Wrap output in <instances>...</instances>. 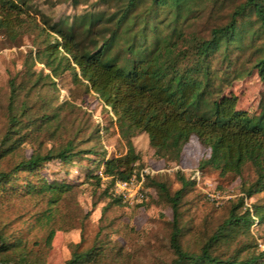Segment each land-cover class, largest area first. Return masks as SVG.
<instances>
[{"label": "trees", "instance_id": "16d2710c", "mask_svg": "<svg viewBox=\"0 0 264 264\" xmlns=\"http://www.w3.org/2000/svg\"><path fill=\"white\" fill-rule=\"evenodd\" d=\"M218 1L98 0L104 10L85 12L70 23H52L44 16L36 19L29 10L31 0H0V45L17 46L25 35L37 31L33 41L35 53L29 55L48 73L39 72L34 86L69 71L74 83L96 93L110 108L126 152L119 157L101 155L90 163L102 166L99 174L88 172L97 185L103 178L113 184L132 177L139 156L131 139L138 133L146 134L157 157L172 162L179 160L182 147L194 136L209 149V157L199 163L200 168L208 166L220 175L240 179L241 196L232 202L227 218L196 253L181 244L178 211L183 191L190 183L180 177L181 188L170 193L165 183L147 178L172 213L169 246L173 257L168 264H260L264 259V252L247 254L243 259L237 254L220 259L211 253L212 244L221 238L232 239L255 222L264 224V104L256 117L237 110L236 96L214 92L210 71V58L222 47L243 39L246 26L239 21L252 14L258 25L255 34L262 38L257 48L260 56L252 69L264 80V0H244L238 4L227 23L212 28L208 38L182 31L181 25L201 11V6L209 2L214 7ZM30 61L34 63L33 59ZM9 87L8 128L0 139V264H35L30 258L31 240L23 229L33 231L45 219L41 225L44 238H34L32 244L49 246L55 234L51 211L74 187L64 180L47 181L39 174L41 168L56 161L61 166L79 169L82 156L96 152L75 150L68 141L56 151L20 155L8 168H1V163L21 148L22 138L17 135L22 119L33 117L28 106L22 105L18 111L14 106L17 88L13 81ZM57 118V108L39 117L47 124ZM74 160L76 164H72ZM246 168L252 177L243 176ZM260 194L262 204L258 200L245 203ZM26 197L40 200L48 208L36 212L30 222L19 215H1L16 200ZM21 221L24 226L15 228ZM95 249L79 251L74 246L64 264H90L101 254Z\"/></svg>", "mask_w": 264, "mask_h": 264}, {"label": "rangeland", "instance_id": "374dc122", "mask_svg": "<svg viewBox=\"0 0 264 264\" xmlns=\"http://www.w3.org/2000/svg\"><path fill=\"white\" fill-rule=\"evenodd\" d=\"M243 1L219 0L214 7L208 2L205 7L201 6V11L192 14L190 21L181 25L182 31L208 38L210 30L226 24L232 10ZM97 2L80 0L76 5L72 0H31L29 10L37 20L44 16L52 23H70L85 12L104 10ZM239 22L246 26L243 39L222 47L210 58L213 90L221 95L236 96L237 110L256 117L264 104V80L252 67L260 56L257 48L262 38L255 34L258 25L252 14ZM36 33L34 30L25 35L17 46L0 45V139L8 128L11 81L17 88L14 106L18 111L22 105L28 106L33 116L22 119L17 135L22 138L21 148L16 155L4 160L1 168H8L20 155L28 157L32 151L41 154L50 149L56 151L68 141L75 150L91 149L96 153L83 155L79 169L61 166L56 161L41 168L39 174L47 181L64 180L74 187L51 211L55 234L49 246L32 244L34 238L40 241L44 238L41 225L45 219H41L33 231L23 229L31 240L32 263L64 264L74 246H78L79 251L95 247V252H101L90 264H168L173 257L169 246L172 213L147 178L165 183L170 193L181 188L180 177L190 183L183 191L178 208L181 244L197 253L200 245L227 218L232 202L241 196L240 179L235 175H220L208 166L200 168L199 163L209 157V149L200 145L194 136L182 147L179 160L172 162L157 157L146 134L138 133L131 141L139 156L135 164L137 181H140V172L148 171L140 184L145 198L138 203L121 200L113 194L114 183L109 179L103 178L97 185L88 172L99 174L102 166L90 163L101 155L107 158L124 155L125 141L110 108L96 93L86 91L81 83H74L71 72L46 78L34 86L39 72L48 73L29 55V52L35 53ZM53 108H57L58 118L49 124L42 123L39 117ZM243 176L250 178L252 174L246 168ZM261 197L260 194L245 203L258 200V204H262ZM46 208L44 202L26 197L23 201L16 200L1 215L9 218L19 215L30 222L36 212ZM23 226L22 221L15 224L17 229ZM260 252H264V224L256 222L232 239L221 238L211 246V253L220 259L236 254L243 259L247 254ZM260 264H264V259Z\"/></svg>", "mask_w": 264, "mask_h": 264}, {"label": "built area", "instance_id": "2783aa9c", "mask_svg": "<svg viewBox=\"0 0 264 264\" xmlns=\"http://www.w3.org/2000/svg\"><path fill=\"white\" fill-rule=\"evenodd\" d=\"M148 174L147 170L139 173L140 181L136 179L135 172L127 181H115L113 186V194L123 201L141 202L145 197L141 192L140 184L144 177Z\"/></svg>", "mask_w": 264, "mask_h": 264}]
</instances>
